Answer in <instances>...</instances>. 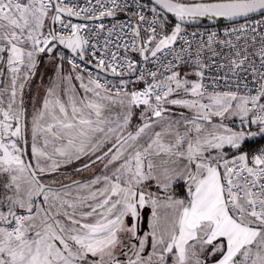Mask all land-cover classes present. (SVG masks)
Returning <instances> with one entry per match:
<instances>
[{
  "label": "snow or ice",
  "instance_id": "1",
  "mask_svg": "<svg viewBox=\"0 0 264 264\" xmlns=\"http://www.w3.org/2000/svg\"><path fill=\"white\" fill-rule=\"evenodd\" d=\"M0 264H264V0H0Z\"/></svg>",
  "mask_w": 264,
  "mask_h": 264
},
{
  "label": "rangeland",
  "instance_id": "2",
  "mask_svg": "<svg viewBox=\"0 0 264 264\" xmlns=\"http://www.w3.org/2000/svg\"><path fill=\"white\" fill-rule=\"evenodd\" d=\"M41 74L44 75L45 81H46L48 75H50V70L45 65H41L37 78L33 81V85H32V95L33 96L38 95L42 91L41 80H40ZM68 171H70V169Z\"/></svg>",
  "mask_w": 264,
  "mask_h": 264
}]
</instances>
